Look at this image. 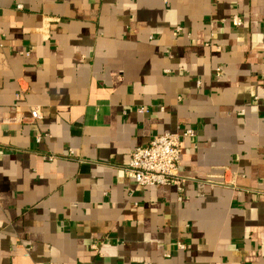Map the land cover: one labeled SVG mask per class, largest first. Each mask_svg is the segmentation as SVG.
I'll use <instances>...</instances> for the list:
<instances>
[{
    "label": "crops",
    "instance_id": "crops-1",
    "mask_svg": "<svg viewBox=\"0 0 264 264\" xmlns=\"http://www.w3.org/2000/svg\"><path fill=\"white\" fill-rule=\"evenodd\" d=\"M0 264H264V0H0Z\"/></svg>",
    "mask_w": 264,
    "mask_h": 264
},
{
    "label": "built area",
    "instance_id": "built-area-1",
    "mask_svg": "<svg viewBox=\"0 0 264 264\" xmlns=\"http://www.w3.org/2000/svg\"><path fill=\"white\" fill-rule=\"evenodd\" d=\"M232 24L239 26L241 20L233 16ZM181 31L180 27H175L174 33ZM216 75L220 74V68L216 69ZM17 98L20 93H17ZM138 112L145 111V107L137 108ZM39 107H31L29 114L24 117L27 121H37L41 118ZM43 135H36V142H40ZM193 137L194 129L186 128L182 133H162L151 137L145 145L135 146L131 149L127 165L124 172L128 178L134 181L137 186L151 187L173 185L177 192H183L185 177L180 175L181 157V137ZM53 158V155L49 156ZM179 248L183 245L179 243ZM97 248V244L92 245Z\"/></svg>",
    "mask_w": 264,
    "mask_h": 264
}]
</instances>
